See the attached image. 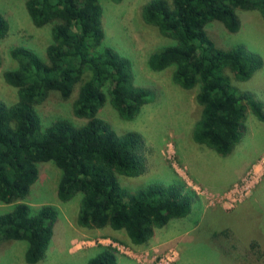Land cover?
<instances>
[{
  "label": "trees",
  "instance_id": "trees-1",
  "mask_svg": "<svg viewBox=\"0 0 264 264\" xmlns=\"http://www.w3.org/2000/svg\"><path fill=\"white\" fill-rule=\"evenodd\" d=\"M24 7L35 28H50V43L43 58L25 47L12 48L16 65L2 74L16 101L0 100V204L8 207L0 210V243L25 242L26 264L44 260L59 214L54 206L33 208L24 200L40 166L51 163L60 171L56 199L68 203L81 196L78 228H109L123 232L134 247L148 245L155 229L191 214L196 196L176 183L125 189L121 178L145 171L143 138L117 132L99 112L108 102L121 120L132 121L155 90L137 85L132 62L104 44L100 0H26ZM241 11L258 12L264 20V0H148L139 11L141 21L168 41L148 55L147 67L171 68L173 84L197 90L200 113L192 142L222 158L243 139L248 110L264 122V105L239 86L260 71L261 56L243 45L219 47L207 31L217 23L226 33H237ZM8 31L0 12V41ZM75 90L72 114L82 123L57 118L44 125L38 107L49 94L67 100ZM86 264L120 263L114 248L99 246Z\"/></svg>",
  "mask_w": 264,
  "mask_h": 264
},
{
  "label": "rangeland",
  "instance_id": "rangeland-1",
  "mask_svg": "<svg viewBox=\"0 0 264 264\" xmlns=\"http://www.w3.org/2000/svg\"><path fill=\"white\" fill-rule=\"evenodd\" d=\"M25 1L0 0V12L9 24L7 37L0 41V100L7 104L16 101L15 91L2 78L16 65L9 51L21 46L43 58L50 43V28L30 23ZM146 1L100 0V4L104 44L132 62L135 83L155 90L154 98L132 121L121 120L108 102L99 117L119 133L133 131L143 138L145 171L137 178H121L123 187L135 191L152 183L182 185L196 196L193 211L155 229L148 245L134 247L123 232L78 228L75 217L81 196L60 203L55 195L60 171L51 163L43 164L24 202L33 208L54 206L59 220L45 258L37 264H86L99 246L114 248L120 264H264V122L248 110L243 139L228 158L192 142L200 113L197 90L184 91L173 84L171 68L153 72L147 67L148 55L168 41L141 21L139 11ZM237 15V33L228 34L217 23L207 31L219 47L243 45L261 56L260 71L239 86L264 105V20L258 12ZM76 93L67 100L50 93L38 107L43 124L57 118L81 124L72 114ZM7 209L0 204V210ZM26 246L21 241L1 242L0 264H26Z\"/></svg>",
  "mask_w": 264,
  "mask_h": 264
}]
</instances>
